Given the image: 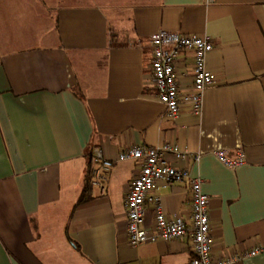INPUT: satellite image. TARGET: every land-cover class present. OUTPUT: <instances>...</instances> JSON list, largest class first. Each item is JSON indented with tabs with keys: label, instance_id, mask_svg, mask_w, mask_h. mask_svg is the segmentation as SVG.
<instances>
[{
	"label": "crops",
	"instance_id": "0c3cea01",
	"mask_svg": "<svg viewBox=\"0 0 264 264\" xmlns=\"http://www.w3.org/2000/svg\"><path fill=\"white\" fill-rule=\"evenodd\" d=\"M160 31L215 46L199 115L186 99L190 53L179 116L157 98L150 37ZM165 144L187 155L166 161L203 182L213 252L261 249L231 264H264V0H0V264H189L188 241L133 247L127 234L139 163L119 154ZM96 148L114 162L107 190L79 202ZM218 150H242L245 165L229 169ZM153 194L170 218L189 216L185 183Z\"/></svg>",
	"mask_w": 264,
	"mask_h": 264
},
{
	"label": "built area",
	"instance_id": "2783aa9c",
	"mask_svg": "<svg viewBox=\"0 0 264 264\" xmlns=\"http://www.w3.org/2000/svg\"><path fill=\"white\" fill-rule=\"evenodd\" d=\"M153 57L150 64L151 84L157 91L158 100L166 107V116L175 120L181 111L179 68L183 54L190 53L194 86L186 98L191 103V112L199 115L202 110L203 92L214 85L215 77L207 70L208 54L214 44L208 37L195 34L160 31L150 37ZM173 154L178 159L186 158L177 146L165 144L159 147L136 146L121 151L119 162L137 161L139 170L131 182L126 196L127 234L131 246L137 247L147 242L183 240L188 241L192 252L189 264H231L244 257L261 253L254 249L249 253L232 252L217 255L213 252L211 222L209 217V197L202 191V180L193 178L188 171L175 168L166 161V155ZM213 155L229 169L239 168L246 163L245 154L238 150L231 156L227 151H214ZM198 157H196L197 159ZM88 183L104 195L108 176L114 162L107 159L100 148L93 151ZM185 183L190 203L189 216L170 218L163 209L155 192L157 185ZM153 211L154 226H145V214Z\"/></svg>",
	"mask_w": 264,
	"mask_h": 264
},
{
	"label": "trees",
	"instance_id": "16d2710c",
	"mask_svg": "<svg viewBox=\"0 0 264 264\" xmlns=\"http://www.w3.org/2000/svg\"><path fill=\"white\" fill-rule=\"evenodd\" d=\"M88 178H89V170H88V173H87V178H86V184H85L84 192H83V195L81 196L79 202H83L84 200H86L88 198L87 193L90 191V185L88 183Z\"/></svg>",
	"mask_w": 264,
	"mask_h": 264
}]
</instances>
